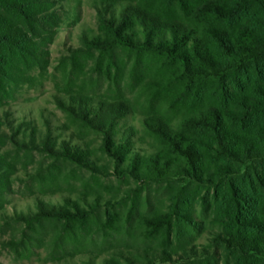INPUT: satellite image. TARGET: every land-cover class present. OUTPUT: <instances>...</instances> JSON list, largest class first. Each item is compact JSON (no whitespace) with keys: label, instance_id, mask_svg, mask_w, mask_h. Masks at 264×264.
<instances>
[{"label":"trees","instance_id":"obj_1","mask_svg":"<svg viewBox=\"0 0 264 264\" xmlns=\"http://www.w3.org/2000/svg\"><path fill=\"white\" fill-rule=\"evenodd\" d=\"M64 1L0 0V95L33 85L31 73L46 70ZM94 8L98 33H84L72 53L96 59L95 70L117 89L128 81L118 52L135 57L128 76L138 75L133 84L149 100L140 113L150 139H140L147 142L144 150H134L131 128L115 139L119 119L140 103L120 89L109 100L79 92L54 97L69 125L101 135L99 157L68 132V124L52 127L46 119L42 132L34 119L18 122L10 112L0 115V127L8 131H0V147L9 142L19 152L46 154L72 164L73 173L98 177L113 170L161 185L157 206L135 221L161 239L162 251L150 258L145 250L144 263L125 264H264V0H97ZM13 167L0 153V209ZM195 206L212 213L216 226L201 246L191 239L200 227ZM73 207L78 212L36 199V212L15 219L31 224L87 216ZM121 223L120 214L107 213V228Z\"/></svg>","mask_w":264,"mask_h":264},{"label":"rangeland","instance_id":"obj_2","mask_svg":"<svg viewBox=\"0 0 264 264\" xmlns=\"http://www.w3.org/2000/svg\"><path fill=\"white\" fill-rule=\"evenodd\" d=\"M95 2L97 0L63 2L59 11L60 25L47 48L46 70L35 69L31 73L33 85L19 84L11 87V95H0V115L10 112L18 122L34 119L42 132H45L46 119L51 121L52 127L68 124V132L78 134L88 142L99 157L101 135L93 131L78 132L75 125H69L64 112L56 108L54 97L66 98L65 92H79L94 100H109L120 89L136 101L140 97V103L133 102V112L119 119L114 127L115 139L131 128L134 150L143 151L147 142L145 145L140 139H150L144 136L140 113L145 112L149 100L139 85L133 84L138 75L128 76L130 66L135 65V57L118 52L117 60L126 65L124 76L128 81L117 89L118 86L108 85L106 76L95 70L96 59L82 54L76 57L72 53L73 49L82 46L84 33L88 37L98 33ZM0 131L8 132L3 127ZM55 132L60 133L59 130ZM0 153L6 154L15 165L9 174L0 209V264H103L105 259L111 258L119 264H125L128 259L144 263L146 260L141 255L145 250L150 258L162 251L161 239L147 235L135 221L140 214L157 206L165 192L161 185H144L116 175L113 170L108 176L98 177L84 171L73 173L75 167L72 164L55 161L39 152H19L9 142L0 147ZM36 199L63 207L73 214L78 212L73 207L76 204L88 214L69 221L40 219L26 224L16 220L18 214L37 211ZM195 209L200 227L191 231V239L193 245L201 246L208 244L216 226L211 224L212 213H200L197 206ZM108 212L122 217V223L116 229L106 227ZM172 240L171 246H175L178 237ZM175 258L172 256L173 260ZM155 264L172 263L158 260Z\"/></svg>","mask_w":264,"mask_h":264}]
</instances>
